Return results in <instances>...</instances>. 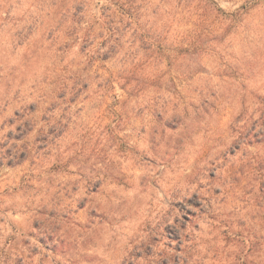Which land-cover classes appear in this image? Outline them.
Segmentation results:
<instances>
[{
    "label": "rangeland",
    "instance_id": "obj_1",
    "mask_svg": "<svg viewBox=\"0 0 264 264\" xmlns=\"http://www.w3.org/2000/svg\"><path fill=\"white\" fill-rule=\"evenodd\" d=\"M0 264H264V0H0Z\"/></svg>",
    "mask_w": 264,
    "mask_h": 264
}]
</instances>
